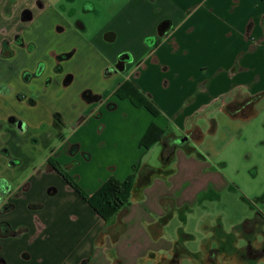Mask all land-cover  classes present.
I'll list each match as a JSON object with an SVG mask.
<instances>
[{
    "label": "crops",
    "instance_id": "crops-1",
    "mask_svg": "<svg viewBox=\"0 0 264 264\" xmlns=\"http://www.w3.org/2000/svg\"><path fill=\"white\" fill-rule=\"evenodd\" d=\"M0 10L7 19V26H0V37L8 36L17 6L8 12L0 1ZM100 25L87 33L72 27L45 32L46 42L38 52L19 49L13 61L0 59V82L14 86L9 96L0 95V118L13 113L27 126L0 130V148L8 146L20 158L9 165L0 154V177L11 185L5 200L13 204L0 212V223L16 231L0 235V264H169L178 238L164 240L163 229L182 208L198 203L220 176L204 171L199 153L194 157L181 147L165 168L163 142L143 151L141 137L151 122L165 129L167 136L187 135L195 128L201 131L194 119L204 111L212 107L224 111L227 104L244 97L264 96V0H124L112 6ZM107 32L113 37L108 38ZM74 47L73 57L63 63V73H71L74 79L63 95L56 94L55 82L41 95L21 83L20 72L32 68L36 58L51 48L69 52ZM123 52L131 56L125 70L108 73ZM113 76L118 79L110 83ZM125 80H132L156 104L157 116L111 94L118 81ZM87 87L94 92L104 89L109 97L96 103V115L77 122L78 112L71 106L79 102L77 109L82 110L76 95ZM25 94L37 99L34 107L24 104ZM53 111H59L68 124L57 128ZM155 147L160 165L152 163ZM27 149L34 150V155L25 162ZM49 159L69 170L88 194L110 176L125 179L136 164L143 172L152 167L161 172L148 185H143L141 174L128 207L105 223L51 168ZM170 169L172 173L164 176ZM57 177L61 181L57 180V189L47 188L46 201L16 209L15 197L26 194L37 200L30 194L35 183L56 184ZM209 227L211 235L220 228L218 223ZM231 232L216 234L220 242L204 249L200 260L207 261V250L226 244V234ZM238 239L243 244L235 248L246 243L243 237Z\"/></svg>",
    "mask_w": 264,
    "mask_h": 264
},
{
    "label": "rangeland",
    "instance_id": "rangeland-1",
    "mask_svg": "<svg viewBox=\"0 0 264 264\" xmlns=\"http://www.w3.org/2000/svg\"><path fill=\"white\" fill-rule=\"evenodd\" d=\"M0 12L3 15L1 10ZM6 20L5 16L0 15V26H7ZM117 79L118 77L113 76L110 83ZM163 105L166 107L165 102ZM194 120L200 124L201 133L197 139L187 138L188 144L192 146L189 154L198 157L196 153H199L203 166H206L204 171L219 175L220 181L216 182L215 187L207 189L198 203L184 207L172 216L163 229L164 240L175 236L178 241L180 239V248H184L179 252L188 250L193 254L192 257L180 256L179 264H210L200 259H204V249L209 245H217L216 240L219 241L220 238L216 234L221 235V230L231 232L234 226L253 219L258 210H264V96L241 115L238 113L237 116H231L225 109L217 111V108L212 107ZM176 135L186 138L185 134ZM155 148L152 151V163L160 165V159L155 156L159 149ZM27 151V156L24 152L22 157L25 162L30 155H34V150ZM172 166L171 164L169 167ZM167 167L168 165L165 168ZM57 180L61 181L57 177L56 184L46 185L44 180L35 183L30 194L37 200L27 198L28 195L25 197L26 194L24 197H15L13 201L15 200L16 209H30L29 206L35 202L46 201L50 197L47 188L52 186L57 189ZM212 223L220 226L215 228L213 235L209 227ZM183 234H191L192 237ZM226 241L216 256V264H245L231 251L233 246L243 244L238 235H234L231 241L226 237ZM208 254L207 250L206 257ZM256 264H264V260H259Z\"/></svg>",
    "mask_w": 264,
    "mask_h": 264
},
{
    "label": "flooded vegetation",
    "instance_id": "flooded-vegetation-1",
    "mask_svg": "<svg viewBox=\"0 0 264 264\" xmlns=\"http://www.w3.org/2000/svg\"><path fill=\"white\" fill-rule=\"evenodd\" d=\"M4 2V8L8 12L14 6H17V15L12 21L11 32L8 36L0 37V59L13 61L17 50H25L31 54L38 52L46 42L47 36L45 32H63L68 28H76L82 33L96 29L100 22L109 14L112 6L124 2V0H0ZM9 17V13L7 14ZM59 19V20H57ZM50 26V29L48 27ZM101 26V25H100ZM165 23L159 26L163 31ZM108 38H112L111 32L106 33ZM76 47L69 52L57 51L56 48H51L44 57L36 58L32 68H25L20 72L19 79L27 90H37L38 95L47 91V89L55 82L57 84L56 94L58 96L64 94V90L72 84L74 76L71 73H63V63L76 52ZM131 56L128 53H122L118 56L113 66L107 69L108 73L119 74V68L130 62ZM123 70V71H124ZM107 73V74H108ZM61 75V76H60ZM132 80L118 81L115 91L124 82ZM37 83H39L37 87ZM135 85V84H134ZM14 90L13 84L9 82H0V95L7 97ZM105 90L94 92L91 88H83L77 92V100H81L82 110L79 108V102L72 104V109L77 110V122L85 120L86 115L95 113V105L101 101H106L109 96L105 95ZM79 96V97H78ZM24 104L34 107L37 99L31 95L25 94ZM119 98V97H117ZM17 102L21 103L23 99L17 96ZM6 101L4 104L6 105ZM110 107V103L107 104ZM54 115L57 117L54 118ZM53 124L55 126L64 127L68 123L64 121L62 114L59 111H53ZM5 127L20 129L27 126L25 121L18 118L13 113H8L5 117L0 118V130ZM0 154L7 158L9 165L17 164L20 158L13 156L8 146L0 148ZM7 196V195H6ZM5 196V197H6ZM3 199V202L10 203ZM256 214L261 220L253 226L251 241L254 246H262L264 244V210H258ZM260 238V239H259Z\"/></svg>",
    "mask_w": 264,
    "mask_h": 264
},
{
    "label": "trees",
    "instance_id": "trees-1",
    "mask_svg": "<svg viewBox=\"0 0 264 264\" xmlns=\"http://www.w3.org/2000/svg\"><path fill=\"white\" fill-rule=\"evenodd\" d=\"M115 95L119 98H128L133 105L146 108L153 116H157L160 113L156 104L149 99L148 96L139 92L136 85L129 81L124 82L119 88H117ZM260 95L261 94L244 97L239 102L229 103L225 106V111L231 116H237L238 113L241 115L243 114V111L250 110L253 104L259 99ZM55 117L57 116L54 115V118ZM200 133L201 131H199L198 128H195L186 135L185 139L181 138L182 136H167L165 129L159 127L156 123L151 122L141 137L139 146L143 151H146L155 143L162 141L163 150L161 160L163 167H165L169 160L171 162L175 159L174 151L177 147H181L189 153L192 150V146L188 144L187 138L197 139L200 136ZM48 163L105 223L110 221L119 210L128 207L132 190L138 177H141V174L144 176L142 177L143 185H148L152 177L161 172L160 168L153 167L147 168L143 172L141 171V165L136 164L133 166L132 172L125 179L120 180L114 176H110L101 182L94 192L88 194L56 161L52 162L49 159ZM172 171V169L165 171L164 176L172 173ZM10 189L11 185L9 181L0 177V212L8 211L13 207L12 203L3 202L4 197L10 194ZM260 220L261 218L256 214L253 219H248L242 224L234 226L232 232L226 234V237L229 238L230 241L234 236V232L245 239L246 243L242 247H232L234 255L245 264H256L257 261L264 258V244L258 247L254 246L251 241L253 226ZM15 233L16 231L12 230L6 222L0 223L1 236L12 235ZM183 235L189 237L188 234ZM179 241L177 240L174 244L173 255L169 264H178L179 258L182 255H188L190 257L193 255L189 252L185 254L184 251L180 253L179 250H183L184 248H180L181 245ZM219 251L220 249L218 248L208 250L209 254L207 256V261L216 264V254Z\"/></svg>",
    "mask_w": 264,
    "mask_h": 264
},
{
    "label": "water",
    "instance_id": "water-1",
    "mask_svg": "<svg viewBox=\"0 0 264 264\" xmlns=\"http://www.w3.org/2000/svg\"><path fill=\"white\" fill-rule=\"evenodd\" d=\"M161 33V32H159ZM124 70V66H122L121 68H119V71L122 72Z\"/></svg>",
    "mask_w": 264,
    "mask_h": 264
},
{
    "label": "built area",
    "instance_id": "built-area-1",
    "mask_svg": "<svg viewBox=\"0 0 264 264\" xmlns=\"http://www.w3.org/2000/svg\"><path fill=\"white\" fill-rule=\"evenodd\" d=\"M87 264H89V263H87Z\"/></svg>",
    "mask_w": 264,
    "mask_h": 264
}]
</instances>
